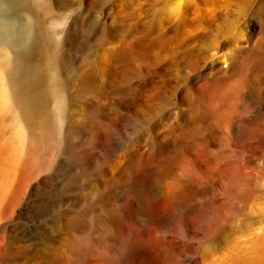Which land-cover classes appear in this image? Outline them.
<instances>
[{
	"label": "bare ground",
	"instance_id": "1",
	"mask_svg": "<svg viewBox=\"0 0 264 264\" xmlns=\"http://www.w3.org/2000/svg\"><path fill=\"white\" fill-rule=\"evenodd\" d=\"M227 255L264 264V0H0V264Z\"/></svg>",
	"mask_w": 264,
	"mask_h": 264
},
{
	"label": "rangeland",
	"instance_id": "2",
	"mask_svg": "<svg viewBox=\"0 0 264 264\" xmlns=\"http://www.w3.org/2000/svg\"><path fill=\"white\" fill-rule=\"evenodd\" d=\"M241 248H243V249H241ZM247 248V251L246 250H244V249H246ZM238 251L240 252V250H242L241 251V254H242V256L244 257V258H246V257H248V255H250L249 253H250V251H249V249H248V245H246V246H242V245H239V247H238ZM244 251V253H242ZM245 252H247V253H245ZM244 254H246V255H244ZM228 257H230V255H227V256H223L222 258L223 259H217V260H214V261H212V260H207V261H205V264H227L228 262H229V258ZM225 260V261H224ZM158 262H157V264H165V263H161L159 260H157ZM210 261H211V263H210ZM216 261V262H215ZM218 261H221V262H218Z\"/></svg>",
	"mask_w": 264,
	"mask_h": 264
}]
</instances>
